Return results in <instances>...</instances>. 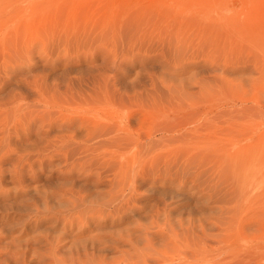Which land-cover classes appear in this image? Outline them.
Instances as JSON below:
<instances>
[{"label":"rangeland","instance_id":"374dc122","mask_svg":"<svg viewBox=\"0 0 264 264\" xmlns=\"http://www.w3.org/2000/svg\"><path fill=\"white\" fill-rule=\"evenodd\" d=\"M178 250L264 264V0H0V264Z\"/></svg>","mask_w":264,"mask_h":264},{"label":"bare ground","instance_id":"6f19581e","mask_svg":"<svg viewBox=\"0 0 264 264\" xmlns=\"http://www.w3.org/2000/svg\"><path fill=\"white\" fill-rule=\"evenodd\" d=\"M176 254H178V259H179L178 264H186L187 263L186 262L187 260L185 259L187 257V254L183 253V251H179V250L177 253H176V251H174L173 253H168V254L164 255L161 258V263L173 264V262L176 261Z\"/></svg>","mask_w":264,"mask_h":264}]
</instances>
